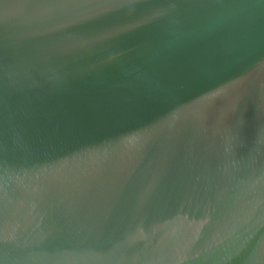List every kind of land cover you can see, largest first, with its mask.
I'll return each instance as SVG.
<instances>
[{
	"label": "water",
	"instance_id": "obj_1",
	"mask_svg": "<svg viewBox=\"0 0 264 264\" xmlns=\"http://www.w3.org/2000/svg\"><path fill=\"white\" fill-rule=\"evenodd\" d=\"M0 264H264V0H0Z\"/></svg>",
	"mask_w": 264,
	"mask_h": 264
}]
</instances>
